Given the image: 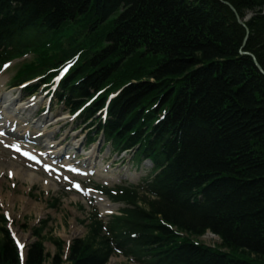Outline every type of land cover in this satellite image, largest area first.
<instances>
[{
	"label": "trees",
	"instance_id": "16d2710c",
	"mask_svg": "<svg viewBox=\"0 0 264 264\" xmlns=\"http://www.w3.org/2000/svg\"><path fill=\"white\" fill-rule=\"evenodd\" d=\"M222 1L240 17L264 6V0ZM260 13L246 24L245 49L264 70ZM236 22L218 0L199 9L190 0H0V65L32 56L14 84L73 55L80 61L61 82L59 103L74 112L91 92H101L84 109L87 121L115 94L106 121L93 119L97 135L103 130L105 141L135 149L136 161L148 159L158 171L147 184L154 198L141 197L144 209L132 199L127 218L116 220L136 221L149 209L152 228L137 233L157 263L264 264V76L252 58L237 56L246 31ZM215 59L227 64L217 68ZM205 62L213 72L193 70ZM159 215L172 228L160 225ZM206 232L219 237L218 249L191 244ZM94 238L87 234L82 242ZM97 247L102 255L110 251ZM86 248L77 239L70 264H95ZM48 257L35 245L25 264ZM0 264H18L6 237Z\"/></svg>",
	"mask_w": 264,
	"mask_h": 264
},
{
	"label": "bare ground",
	"instance_id": "6f19581e",
	"mask_svg": "<svg viewBox=\"0 0 264 264\" xmlns=\"http://www.w3.org/2000/svg\"><path fill=\"white\" fill-rule=\"evenodd\" d=\"M191 1L193 8L199 9L203 6L204 1L206 0H190V2ZM218 1H220V3L228 9V11L235 15L237 21L236 23L246 31L243 37V43H240V46L237 48V56L250 59L252 58L258 73L264 76V70L256 62L254 55L245 49L250 37L249 32H247L248 29L246 28L247 22L244 21V24H242L239 21L244 20L247 13L251 18H253L255 13L262 12L261 16L264 17V6L255 8L254 10H247L245 11L243 17H240L229 2L222 0ZM24 46L30 47V44H26ZM200 55L201 56H196L199 61L204 59L202 57L203 54ZM69 56H71V58L66 59L65 62L63 58V62L67 65L77 66L80 60L76 56ZM9 57L10 56H8V58ZM212 62L217 65V68L222 69L225 67V63L227 61L215 59ZM212 62L201 63L197 67L193 68V70H212L213 72L215 68L214 65L211 68ZM64 63L62 65H64ZM64 79L65 78H62L61 82ZM2 82L3 81L0 78V87ZM91 93L92 96L98 94L97 92ZM17 100L27 102L21 104L22 106L20 110L32 111L36 109V111L32 112L31 114H36L38 111L36 108L38 106L37 103L30 105V97L26 95H18ZM14 101L8 106H5V110H8L10 107L14 106ZM66 112L69 114L68 117L72 119V124L75 123L78 125L76 131L81 130V132L87 134V140L85 142H80L79 144L72 146L74 140L76 139V135H73V140L69 142H66L67 135L56 141L55 137L58 132H56L55 127H53L55 122L49 126L42 127V129H44H40L39 131L37 127L33 126L28 128L25 133H23V129L15 132L2 129L3 137L0 138V188H5V191H7L8 195L6 193L3 195L0 194V204L2 202L5 204L9 202L10 205L14 207V204L12 203L14 196L19 194L16 197H24L23 194L20 195V192L23 190V186H15V181H12L9 184L6 179H16L17 181L20 180L21 182L27 181L29 184L28 186L33 188L32 190H29L26 186V192H28V202H34L33 200H35L37 195L45 194L48 202L51 203L49 204L50 209L54 211L59 209L62 204L61 202L64 200L67 202L71 201L73 204L77 202L83 205L84 208H77V210L79 212H84L86 215L85 221L81 222V225H83L86 230V234L82 238H76L74 240L67 241L65 245L64 242L58 238H50V243L54 245L56 249V253L50 255L44 246L47 237H45L43 234L44 228L48 221L44 222L42 226L33 228L32 230L26 226L22 227L24 231H29L30 235L34 239L29 245H26L24 239L21 240L18 236V232L13 228V221L11 220L12 217L9 207L7 210L0 213V239L6 237L10 241L16 251L18 264H25L26 258L35 245H41L44 255L49 256L43 260L42 264H45L48 262V260H50V264H56L58 262H60V264H70L68 258L71 254V248L74 250L77 239L87 246L86 249L89 251V253L86 255V257L92 258L93 261H95V264H108L112 260L116 259H121L125 262L129 261V264H164L162 262L157 263L155 260L149 258L148 249H144L140 245V243L144 240L142 241L141 237L135 233L139 232V228H148L149 230L152 228L151 226H148V220H150L151 217V212L149 209L148 211L144 212L141 219H136V221H128L114 227L103 224L108 222V220H106L107 216L114 217L116 215H122L124 218H127L126 205L121 202V200H118L120 203H114V198L119 199V196L123 193L128 194V192H130V194L125 197V202H129L132 199H138L140 197L145 198V200L153 199L154 197L146 196L151 194L149 190L145 188L135 189L137 186L135 184L140 179H145V181L149 183L150 179L154 177V173H144V175L140 176L137 181L128 180L130 177L127 176V170L123 172L120 171V169L123 164L125 165L126 163L130 162L127 160V153H133V157L135 158V151H126L124 148L116 147L113 143L105 142L102 138L95 134V130L98 129L97 124L91 123L89 120L85 121V118H74V113L70 112L69 110ZM98 116L99 114L97 113L94 118H97ZM43 118H45L44 115H41L37 121L43 122ZM62 120L63 118L59 117L56 119V122L59 123L58 121ZM19 121L24 122V120L13 118L10 123H18ZM158 122L159 121L154 120V125H156ZM30 132H33V135L36 136L32 137ZM18 134L20 136H24V134H26V137L20 139L24 143L20 149L26 150L30 157H18L16 153L13 152L17 150L12 151L10 148H8L10 144H6L4 142L6 140L5 137L16 139V135ZM30 140H36V142L33 144H27ZM81 149H84L82 153H80L82 151ZM105 149H109V154L100 155L99 152H103ZM10 159L11 161L9 163H2V160L8 161ZM133 163L137 166L141 164V162L135 160H133ZM150 166L152 168L151 171H154L155 166L152 162L150 163ZM78 169L83 172H90V174L78 176L76 174ZM115 178L122 180V185L114 184L110 189H106L105 184H108L109 188L111 186V184H109L111 183L110 181L114 180ZM38 180L41 181L40 186L35 187V184L38 182ZM124 180H127L128 182ZM59 186L63 187V189ZM52 192L57 194L56 197L51 196L53 200L49 198L48 195ZM10 194L13 196L11 200L7 198ZM142 198H140L139 201L144 203ZM158 202L159 201H157V203ZM141 208H143V206ZM158 221L160 225L165 226L166 228H168V226L172 228V226L168 222L164 221L161 216L158 217ZM87 222H89V226L93 225V229L97 230L98 232L93 230L95 232L93 233L92 229L87 226ZM134 228L137 230L134 231ZM87 234H92L95 236V238L91 241L82 242V239L85 238ZM207 235L213 236V234L210 232H208ZM128 236H130L134 242L128 240ZM17 241L19 242V245H23L22 248L18 246ZM161 241L165 242L166 239L162 238ZM192 242H197V239ZM99 244H101L102 247H108L110 251L107 252L106 255H102L100 248L97 247ZM198 244L205 245L206 247L208 246L202 242H199ZM208 248L214 249L210 246H208ZM59 250L60 252L57 254V251ZM112 262L114 263L116 261Z\"/></svg>",
	"mask_w": 264,
	"mask_h": 264
},
{
	"label": "rangeland",
	"instance_id": "374dc122",
	"mask_svg": "<svg viewBox=\"0 0 264 264\" xmlns=\"http://www.w3.org/2000/svg\"><path fill=\"white\" fill-rule=\"evenodd\" d=\"M260 15H262V12L260 13ZM250 20H251V17L247 13L245 15V19L239 20V21L242 24H244V21L248 23ZM247 32L249 31L247 30ZM11 75L12 74L10 73L9 77ZM7 80H8V77L4 76L2 78L3 84ZM2 86L0 87V105L2 104V106H6L9 102L14 101V100L16 101L18 95L22 96V93H20L18 90H10V89L7 90L6 86H4L3 88ZM30 100L32 104L33 103L38 104V106L36 107L38 110L37 111L38 113L36 112V114H31L32 112H35L36 109L32 111H28V110L20 111V109H18L21 105L20 100H17L16 102L14 101L15 106L9 108L7 112V116L9 117L12 116L13 118L24 120V122L22 121L20 123V126L25 129H28L34 126V127H37L38 131L42 129V127L49 126L55 122V124H53V127H55V131L58 132L55 137V140L58 141L59 139L67 135L66 142H69L73 140L74 138L73 135H76V139L74 140L75 143L73 142L72 146L77 145L80 142L83 143L87 140V136H86L87 134L81 132V130L76 131L78 125L75 123L72 124L71 122L72 119L68 117L69 114L66 112V110L63 107L58 106L56 104H53L52 106H50L51 103H48L47 96H44L43 92L42 93L38 92L32 95ZM23 103H27V102H23ZM41 115H44L45 118H43V122L41 121L38 122L37 120L41 117ZM59 117H62L63 120L58 121L59 123H57L56 119ZM31 134H34V133L32 132ZM81 150L82 151L80 153H82L84 149H81ZM99 154L100 155L109 154V149H105L103 152L100 151ZM127 156H128L127 160H129L130 162L126 163L125 165L123 164L121 166L120 171L124 172L125 170H127L128 172L127 176L130 177L129 179L127 178L128 180L137 181L140 176L144 175V173L150 174L152 168L147 161H143L141 162L140 165L137 166V165H134L133 163V160H134L133 153H127ZM10 161L11 159L8 161L2 160V163L6 164V163H9ZM6 180L8 181L9 184L12 181H15L14 184L17 187L23 186V190L20 192V195L23 194L24 197L22 196H21L22 198L16 197L19 195L18 194V195H15L13 198V196H11L10 194L9 197L7 198L9 200L13 198L12 203L14 204V207H12L9 202L6 204L2 202L0 204V213H2L3 211L7 210L10 207L9 211L12 217L11 220L13 221V228L18 232V236L20 237V239L21 240L24 239V241L26 242V245H29L34 239L30 235L29 231L27 232L24 231L22 227L26 226V227H29L30 230H32L33 228H38L42 226L43 223L46 221H48V223L46 224L44 228L43 234L45 235V237H47V239H46L44 246L46 248V251L50 255H53L56 253V249L54 245L50 243V238L51 239L58 238L62 240L65 245L67 241L74 240L76 238H82L86 234V230L84 226L81 225V222L85 221L86 215L84 212H79L77 210V208H81V207L84 208L83 205L77 202L73 204L71 203V201L67 202L65 200L64 201L61 200L62 201L61 206L59 207L57 211H54L50 209L49 204L51 203L48 202L45 194L37 195L34 193L35 195H37L35 200H33L34 202H28V196H27L28 192H26V189H27L26 186L28 187L29 190L30 189L32 190L33 188L28 186L29 184L27 183V181L21 182L20 180L17 181L16 179H12V180L6 179ZM142 180L143 179L138 180L136 182V185L140 183ZM124 181H127V180H124ZM40 182L41 181L38 180V182L35 184V187L40 186ZM110 182L111 183L109 184L114 185V184L121 183L122 180L115 178L114 180ZM60 188L63 189V187H60ZM4 193L8 195L7 191H5V188H0V194L3 195ZM54 193L55 192L49 193L48 194L49 198H51V196L56 197L57 194H54ZM207 234L208 232H206L203 236L199 237L197 239V242L195 243L190 242V243L193 245H197V243L202 242L203 244H206L210 247L218 249L219 246L221 245L220 239L215 234H213V236H209ZM203 246L208 249V246L207 247L205 245ZM112 261H116V262L113 263ZM112 261L111 262L109 261L110 263L108 264H129L130 263L129 261L125 262L121 259H116ZM45 264H50V260H48V262H46Z\"/></svg>",
	"mask_w": 264,
	"mask_h": 264
},
{
	"label": "snow or ice",
	"instance_id": "6c2138e0",
	"mask_svg": "<svg viewBox=\"0 0 264 264\" xmlns=\"http://www.w3.org/2000/svg\"><path fill=\"white\" fill-rule=\"evenodd\" d=\"M5 67H7V65H5ZM17 150H19V149H17ZM17 244H18L19 247H21V248L23 247V245H19V242L18 241H17Z\"/></svg>",
	"mask_w": 264,
	"mask_h": 264
}]
</instances>
